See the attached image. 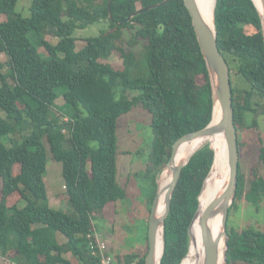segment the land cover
<instances>
[{"label": "trees", "instance_id": "trees-1", "mask_svg": "<svg viewBox=\"0 0 264 264\" xmlns=\"http://www.w3.org/2000/svg\"><path fill=\"white\" fill-rule=\"evenodd\" d=\"M162 1L33 0L24 19L15 10L17 0H0L5 17L0 54L8 58L5 65L0 63V251L9 263L75 264L65 258L71 254L80 264H99L90 249L94 238L88 235L96 233L94 222L103 219L107 203L128 196L116 179V133L122 116L137 107L151 116L153 141L142 174L153 187L150 202L174 143L210 123L215 101L191 17L183 0L144 10ZM103 21L107 28L77 50L75 31ZM214 26L220 53L239 80H231V89L240 151L244 134L258 126L256 117L247 124L246 114L256 116L255 99L264 98L261 19L252 0H216ZM31 32L45 57L29 40ZM46 36L56 43L47 42ZM113 51L123 59L121 70L101 62ZM60 87L66 89L69 113L62 118L55 111ZM47 150L62 165L74 216L49 206L43 181ZM213 158L206 144L182 168L164 223L160 264H187L188 229ZM258 164L264 170V147ZM256 173L251 169L246 182L239 162L229 217L237 200L257 206L264 199V175ZM15 193L24 202L22 208L8 203ZM227 227L224 264H264V229L238 230L229 226V219ZM145 234L144 253H115V264H145L147 230ZM59 235L65 242L58 241Z\"/></svg>", "mask_w": 264, "mask_h": 264}, {"label": "rangeland", "instance_id": "rangeland-1", "mask_svg": "<svg viewBox=\"0 0 264 264\" xmlns=\"http://www.w3.org/2000/svg\"><path fill=\"white\" fill-rule=\"evenodd\" d=\"M32 1L33 0H17L15 10L22 18H29ZM4 20L5 17L0 15V22ZM106 28L107 22L103 21L85 29L75 31L77 39L76 49L78 50L83 47L86 44L87 38L97 36L100 30ZM125 37H129L128 32H125ZM28 38L35 45L39 54L45 57L46 52L43 47L38 45L35 33H29ZM45 40L51 44L56 43L51 36H46ZM125 48L129 50V46L125 45ZM7 60L8 58L5 54H0V63L5 65ZM101 62L108 63L114 70H121L123 68V59L118 51H113L107 60H101ZM5 70L6 66L3 71ZM231 73L230 75L232 77L230 78L233 83H238L239 80L233 75V72ZM65 90L64 87L57 89L59 97L55 102V111L58 115H63H60L61 118L69 115L63 99ZM134 95H136V93H134L133 96ZM255 101L257 104L253 105V107L256 108V116L255 114L247 113L245 120L247 124H251L252 119L256 117L258 126L256 129L249 130L248 133L244 134V144L239 151V162L242 171L245 173L244 180L246 182L249 181L251 174L248 173L253 168L256 169L257 175H264L262 166L258 164L260 147H264V98L256 97ZM117 126L116 140L118 149L116 164L118 172L116 179L127 191L128 197L124 200L115 202L114 209L111 210L110 215H106L107 220H96L94 224L96 226V233L101 235L105 240L111 241L112 245L117 248L114 253L142 255L146 248L145 232L147 230V222L152 208L150 193L153 187L150 182L142 178V174L145 173L146 166L148 165L153 141L151 116L141 107H137L130 113L122 116L118 120ZM207 144L211 143L208 142ZM215 152L216 157H218V150H215ZM216 166L217 164H215V168ZM160 176L161 174L157 178L158 181ZM43 181L49 200L52 202L51 205L49 203V206L67 215L74 216L75 212L67 200L64 188L62 165L52 157L48 150L46 171L43 176ZM1 186L2 182L0 179V198ZM8 203L9 205L16 204L20 208L24 206V202L20 200L18 193L11 195L10 199H8ZM236 204L237 209H233L230 217L228 216L230 227L238 230L246 228L247 226H252L260 230L264 229V199L257 206L246 203L244 199L237 200ZM113 212L114 214L116 213V215L113 216L114 218L112 219ZM58 241L63 243L65 239L59 235ZM65 258L75 264H80L71 254L65 255ZM0 264H12L7 261V258H2L1 251Z\"/></svg>", "mask_w": 264, "mask_h": 264}, {"label": "water", "instance_id": "water-1", "mask_svg": "<svg viewBox=\"0 0 264 264\" xmlns=\"http://www.w3.org/2000/svg\"><path fill=\"white\" fill-rule=\"evenodd\" d=\"M168 1L169 0H164L161 3L152 5L144 10L156 8ZM252 2L260 15L261 33L264 43V0H259V6L255 3L254 0H252ZM183 3L191 17L192 26L196 35L200 52L206 65L215 105L212 112V119L205 128L193 133L186 134L174 143L170 158L163 170V172L165 170L170 172L171 180L165 189L164 207L161 213H157L160 190L158 179L156 181L157 187L155 190V195L152 201V208L147 222L148 251L145 256V264H160V259L163 254L164 247L163 228L165 220L170 213L172 195L178 183L182 168L188 163L190 157L195 153L193 152L187 159L175 162L174 158L178 147L185 142H190L215 135H222L226 143L228 164L227 182L225 188L220 191L219 194L214 199H212L203 210H201V202L198 198V208L188 229V235L191 241V226L193 222L197 220L200 227L203 247L201 264H224L226 259L227 242L229 239L227 231L229 209L233 205L236 197L239 167L238 136L233 122L234 110L232 106L233 100L230 78L231 72L225 58L220 53V50L218 48L215 27L209 26L208 23L203 19L196 0H183ZM216 103L219 104L221 114L219 121L216 124H213ZM208 145L214 151V158L211 169L203 182L201 193L204 189L205 182L208 176L213 170L214 161L216 158L214 147L211 144ZM217 217H220V230L215 236L213 235L212 229L210 227V222H212ZM159 231L161 232L160 245L157 244V235ZM221 240H223L222 247L220 246ZM158 249H160V251H158Z\"/></svg>", "mask_w": 264, "mask_h": 264}, {"label": "bare ground", "instance_id": "bare-ground-1", "mask_svg": "<svg viewBox=\"0 0 264 264\" xmlns=\"http://www.w3.org/2000/svg\"><path fill=\"white\" fill-rule=\"evenodd\" d=\"M255 3L259 6V0H254ZM199 11L203 19L208 23L209 26H214V5L215 0H196ZM221 110L219 104L216 103L215 106V115L213 118V124H216L220 119ZM208 142L214 147L215 150H218V157L215 158L213 173L208 176L204 189L199 197L201 202V210H203L209 202L214 199L220 191L225 188L228 176V164H227V149L226 143L222 135H215L207 138L197 139L190 142H185L181 144L175 154V162L187 159L193 152H196L201 147L206 145ZM215 164H217L215 168ZM171 180L170 172L165 170L159 179V204L157 213H161L164 207V197L165 189L168 186ZM208 189H212L207 195L204 196ZM210 227L212 229L213 235H217L220 230V217L215 218L210 222ZM161 232H158L157 235V244L160 245L161 242ZM191 241L189 246V251L187 254V264H201L203 256V247L201 241V232L198 221L195 220L191 226ZM223 245V240H221L220 246ZM222 247V246H221ZM159 248V247H158ZM160 251V249H158ZM186 258V257H185ZM184 258V260H185ZM183 260V261H184ZM183 263V262H182ZM181 263V264H182Z\"/></svg>", "mask_w": 264, "mask_h": 264}, {"label": "built area", "instance_id": "built-area-1", "mask_svg": "<svg viewBox=\"0 0 264 264\" xmlns=\"http://www.w3.org/2000/svg\"><path fill=\"white\" fill-rule=\"evenodd\" d=\"M94 238L90 242V249L92 254L99 259V264H115L114 255L109 252V248L106 242L101 238L100 235L95 234L93 236L88 235V238Z\"/></svg>", "mask_w": 264, "mask_h": 264}, {"label": "crops", "instance_id": "crops-1", "mask_svg": "<svg viewBox=\"0 0 264 264\" xmlns=\"http://www.w3.org/2000/svg\"><path fill=\"white\" fill-rule=\"evenodd\" d=\"M128 197V196H127ZM49 203H50V205H51V200H49ZM114 206H115V202H113V203H108L106 206H105V209H104V212H103V219L104 220H107L106 219V215H110V213H111V210L112 209H114ZM116 215V213L114 214V212L112 213V219L114 218L113 216H115ZM107 241V240H106ZM107 243H108V248H110V249H117V248H115V246H113L112 245V242L111 241H107ZM115 254V253H114Z\"/></svg>", "mask_w": 264, "mask_h": 264}, {"label": "clouds", "instance_id": "clouds-1", "mask_svg": "<svg viewBox=\"0 0 264 264\" xmlns=\"http://www.w3.org/2000/svg\"><path fill=\"white\" fill-rule=\"evenodd\" d=\"M97 234V233H96ZM101 236V235H100ZM101 238L104 240V238L101 236ZM114 256H115V254L114 253H112Z\"/></svg>", "mask_w": 264, "mask_h": 264}]
</instances>
